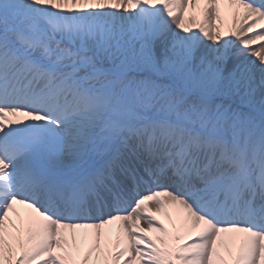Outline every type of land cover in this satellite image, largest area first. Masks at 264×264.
<instances>
[{"label":"snow or ice","instance_id":"obj_1","mask_svg":"<svg viewBox=\"0 0 264 264\" xmlns=\"http://www.w3.org/2000/svg\"><path fill=\"white\" fill-rule=\"evenodd\" d=\"M15 205L39 219L17 227ZM94 253L264 264V0H0V264Z\"/></svg>","mask_w":264,"mask_h":264},{"label":"bare ground","instance_id":"obj_2","mask_svg":"<svg viewBox=\"0 0 264 264\" xmlns=\"http://www.w3.org/2000/svg\"><path fill=\"white\" fill-rule=\"evenodd\" d=\"M203 5L199 4L195 6V8L189 9L184 14L185 18V26L190 28L192 32H195L197 35H201L199 33V26L201 23V9ZM221 11H222V19H223V25H222V31L226 30L227 27L231 23V9L228 8L226 5H221ZM189 18L191 19V23H188ZM173 30L178 31L174 28ZM182 35L185 33L181 32ZM224 38H230V37H224ZM204 43L210 44V41H207L204 39ZM16 212L19 214V216L16 217H10L13 222L17 225V227H20V221L24 220L27 221L29 217H32L34 219H39L35 217L34 213H31L30 209L25 208L22 205H15ZM168 216H165L163 213H155L157 221H159L169 232L177 231L180 228V222H181V210L176 207L169 205L167 208ZM10 216V215H9ZM171 217V219H169ZM118 222H114L111 225H106L105 228H103L101 231L105 233V239L108 241L114 240L116 237V226ZM142 227H146V225H141ZM175 226V227H174ZM68 237L71 239V235L73 230H62ZM77 237V243L79 245V249H70L73 259L79 260L80 257L83 255L84 251L87 250L89 244L91 243V238L93 236L94 230L93 229H76L74 230ZM85 235L87 238L85 239ZM149 236H151L154 240L159 235L158 233L152 232L148 233ZM180 235L184 238L183 242L191 243L195 239V232L191 233H184L180 232ZM233 234H227V236H231ZM59 251V250H57ZM235 251V248L233 247V252ZM90 264H97L96 262V254H93L92 260L90 261Z\"/></svg>","mask_w":264,"mask_h":264},{"label":"rangeland","instance_id":"obj_3","mask_svg":"<svg viewBox=\"0 0 264 264\" xmlns=\"http://www.w3.org/2000/svg\"><path fill=\"white\" fill-rule=\"evenodd\" d=\"M236 101H238V102H239V100H236ZM238 105H239V103H238ZM240 106H242V105H240Z\"/></svg>","mask_w":264,"mask_h":264}]
</instances>
